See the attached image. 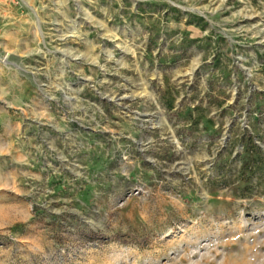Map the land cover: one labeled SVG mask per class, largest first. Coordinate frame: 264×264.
I'll return each mask as SVG.
<instances>
[{
    "label": "rangeland",
    "instance_id": "obj_1",
    "mask_svg": "<svg viewBox=\"0 0 264 264\" xmlns=\"http://www.w3.org/2000/svg\"><path fill=\"white\" fill-rule=\"evenodd\" d=\"M0 264H264V0H1Z\"/></svg>",
    "mask_w": 264,
    "mask_h": 264
},
{
    "label": "built area",
    "instance_id": "obj_2",
    "mask_svg": "<svg viewBox=\"0 0 264 264\" xmlns=\"http://www.w3.org/2000/svg\"><path fill=\"white\" fill-rule=\"evenodd\" d=\"M1 2L2 1L0 0V5H1ZM0 35H1V30H0ZM6 58H7V56H6V54L2 50V48H1V42H0V63L2 61H6Z\"/></svg>",
    "mask_w": 264,
    "mask_h": 264
},
{
    "label": "bare ground",
    "instance_id": "obj_3",
    "mask_svg": "<svg viewBox=\"0 0 264 264\" xmlns=\"http://www.w3.org/2000/svg\"><path fill=\"white\" fill-rule=\"evenodd\" d=\"M1 64H7V62L6 61H2Z\"/></svg>",
    "mask_w": 264,
    "mask_h": 264
}]
</instances>
